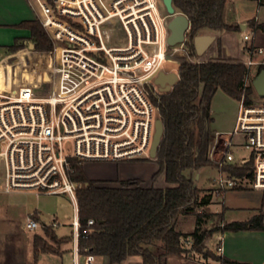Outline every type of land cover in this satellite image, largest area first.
Masks as SVG:
<instances>
[{
    "label": "built area",
    "instance_id": "2783aa9c",
    "mask_svg": "<svg viewBox=\"0 0 264 264\" xmlns=\"http://www.w3.org/2000/svg\"><path fill=\"white\" fill-rule=\"evenodd\" d=\"M27 1L49 46L35 47L26 40L0 57L6 76L11 66L0 88V196L67 195L76 212L71 221L73 264H92L91 253L78 258L79 237L90 232L94 221L88 219L81 228L70 159L149 158L159 117L153 96L161 92L154 79L161 70L169 72L165 63L179 60L177 56L188 62L208 59L190 56L186 40L168 43L173 15L160 9L161 0ZM250 38L243 34L242 48L249 55L254 51ZM260 63L246 62L243 86L249 85L250 67ZM221 138L222 148L208 151L217 164L213 197L225 199L232 212L246 208L242 202L264 205V103H246L241 94L232 129ZM66 140L73 141V153L64 152ZM235 147L246 152L239 159ZM240 189L249 192L232 194ZM58 224H41L33 214L24 219L28 232Z\"/></svg>",
    "mask_w": 264,
    "mask_h": 264
},
{
    "label": "trees",
    "instance_id": "16d2710c",
    "mask_svg": "<svg viewBox=\"0 0 264 264\" xmlns=\"http://www.w3.org/2000/svg\"><path fill=\"white\" fill-rule=\"evenodd\" d=\"M227 0H172L175 10L186 15L190 30L185 45L190 56L196 51L191 37L199 30L214 32L240 29L239 25L228 24L224 19ZM252 29L263 28L250 19L247 24ZM16 27L29 30L27 38H15L8 51L22 46L25 40L35 47L46 48L48 39L36 19L24 20ZM217 55L220 42L217 41ZM179 78L172 89L153 96L158 114L163 123V134L157 149L155 161L157 170L151 176V185H140L138 179L118 181V185H108L106 181L87 177L82 161L70 159L69 177L76 187L77 217L81 228L88 219H93L87 235L80 236L79 253L103 256L110 264L121 263L129 256L141 257L142 264H164L167 255H188L199 252L205 258L218 259L222 264L236 263L224 256L216 255L204 245L206 232L201 224L211 214L198 211L209 200L201 196L202 189L194 182L196 173L205 166L217 167L209 158V144L213 134L209 129L211 99L217 89L238 100L245 94L246 103L253 86H243L247 73L244 64L219 60L199 62L182 61L178 65ZM264 69V63L257 65L256 75ZM194 172L193 178L185 171ZM163 176L167 187H156L154 183ZM195 215V227L189 233L175 229L179 215ZM221 223V224H220ZM219 231L263 230L264 211L245 220H224L220 217ZM55 242L53 230L46 229ZM43 241L49 239L41 234ZM191 239L184 246L186 238ZM69 238H65L68 240Z\"/></svg>",
    "mask_w": 264,
    "mask_h": 264
},
{
    "label": "crops",
    "instance_id": "0c3cea01",
    "mask_svg": "<svg viewBox=\"0 0 264 264\" xmlns=\"http://www.w3.org/2000/svg\"><path fill=\"white\" fill-rule=\"evenodd\" d=\"M25 2L29 3L27 0H0V40L2 39L1 32L11 29L8 31V40L10 41L5 46L11 45L15 38H27L29 36L28 29L16 27V24L24 20H38L36 11L30 3L29 5L33 10L29 8V6L28 8L30 11L23 9L25 7ZM245 6H249L250 10L251 8H255V13L249 15L246 20H242L240 18V10ZM226 18H229V20ZM252 18L257 24L264 25V0H227L224 10L225 22L228 24L239 25L240 29L222 32L212 31L215 34L214 39L201 54L196 53V56L206 57L208 60H219L244 65L250 59L254 61H264V27L252 29L246 25ZM242 24L245 25V28L251 30V44L254 47V51L251 55L247 54L242 48V31L245 29L241 28ZM239 30L242 31L240 32ZM218 40L220 42L219 55H217L216 49ZM212 48H214V52ZM259 49H261L262 52H259ZM7 51L8 50H6V52ZM253 66L255 65H252L251 67ZM0 67L2 68L1 64ZM1 68L0 71L2 70V72H4ZM1 83L2 76H0V85ZM124 161L126 160L114 163L118 164ZM120 180L126 179H104V181H108V183H111L114 186L117 185L116 183ZM140 185H142V183ZM20 193L23 192H14L7 195L11 196ZM10 203L11 205H9V201L5 202L4 200L2 202L0 199V264H73L75 255L71 249L72 227L70 232L62 235H57L55 229L50 227L57 238L62 239L60 242L53 241L47 230H44L45 228L28 232L24 228V219L26 215H24L21 210L23 207L12 201ZM243 204L246 205V208H243L238 212L230 211V209H228L229 207L226 205V219L228 221L245 220L264 209V205L261 203L259 204L248 201L246 203L242 202V205ZM15 215L21 218L22 222L17 220ZM33 216L41 224H46L41 221L39 212H34ZM52 219V221L56 220L55 218ZM58 223L57 227L61 225L60 222ZM43 233L49 238L52 245L48 246L43 241L41 237V234ZM65 238L69 239L65 240ZM208 241H205V246L214 254L224 256L228 260L234 261L237 264H264L263 230L216 231L213 232L212 237L209 238ZM55 244H59V248H56ZM78 255V258L82 260L84 254L79 253ZM170 256L177 257V261L169 260ZM207 260L213 261L210 258H205L202 254L189 253L187 257H184L183 255H167L164 257L163 263L202 264V261L205 262ZM104 261H102L104 263L101 264H106V259ZM124 261H127L128 264H142L141 257L139 256H129Z\"/></svg>",
    "mask_w": 264,
    "mask_h": 264
},
{
    "label": "rangeland",
    "instance_id": "374dc122",
    "mask_svg": "<svg viewBox=\"0 0 264 264\" xmlns=\"http://www.w3.org/2000/svg\"><path fill=\"white\" fill-rule=\"evenodd\" d=\"M28 4V5H27ZM160 9L162 11L165 10L164 5L161 1L158 3ZM31 6L29 3L25 2V7L23 9L29 10ZM249 6H245L241 8L240 18L242 20H246L249 15L255 13V8L249 9ZM32 9V8H31ZM33 10V9H32ZM30 11V10H29ZM31 13V12H30ZM229 20V18H226ZM246 23V22H245ZM41 27V25H40ZM42 28V27H41ZM9 29L8 31H10ZM8 31L1 32L2 39L0 40V57L6 52V44L9 43L8 40ZM240 32L242 30H239ZM251 30L249 28H245L242 33L247 34L251 37ZM189 33V31L186 33ZM242 34V35H243ZM251 42V38L249 40ZM181 62L183 61L182 57H178ZM179 60H174L172 62L165 63V70L170 71H177L178 65L180 63ZM264 62V61H258ZM257 65L250 67L249 70V84L252 85V82L256 76V69ZM1 68V67H0ZM2 69V68H1ZM11 66H8V76L2 70L0 71V76H2V83L0 88L3 86V82L6 77H10ZM178 72V71H177ZM254 103H264V97H261L257 94V92L253 89L252 93L249 96ZM238 110V100L230 97L221 89H217L211 99V117L212 120L209 123V129L213 134V139L211 142L212 145L209 144L210 150L214 152H218L219 149L222 148V136L228 133L234 124L236 114ZM157 115L155 114V117ZM159 116V114H158ZM160 118V117H158ZM217 133H221L220 137H217ZM210 142V143H211ZM63 148L65 153H73V141L66 140L63 142ZM208 148V149H209ZM234 151L235 158L239 159L240 155L246 153L245 151L241 150L239 147L232 148ZM130 161H124L118 164H115L111 161H82L83 169L87 177L97 180H102L106 178H119V179H138L141 181L142 185L145 187H149L151 185V176L157 170V163L155 159L148 158V157H139L134 159H129ZM123 161V160H121ZM217 169L213 166H205L201 168L196 174H199L198 179L194 178V182L196 185L202 189L200 193L201 196H207L209 203L205 207H201L198 211H202L205 213L211 214L206 220L201 224V229L206 232L205 241L212 237L213 232L219 231L217 229L219 225L220 217L223 216L224 220H227L225 215L226 210V200L214 198L212 195V181L213 177L216 175ZM186 175H190L193 178L194 172H190L189 170L185 171ZM196 176V175H195ZM108 185H112L108 183ZM117 185L119 183H116ZM154 186L156 187H167L168 184L164 181L163 176L160 177L155 183ZM233 195L237 194V192L248 193L249 189H240V190H232ZM240 194V193H238ZM1 201L5 200L9 201V205H11V201L17 203L19 206H22L21 209L24 215H30L34 212H39V217L41 221L46 224H49L55 218L56 221L60 222L61 225L57 228H54L57 235H62L64 233H68L71 230L70 223L75 216V206L72 199H70L67 195H48V194H33L30 192H23L20 194H13L9 195H1ZM11 200V201H10ZM251 200V199H250ZM20 210V209H19ZM264 211V209L260 210L259 212ZM257 212V213H259ZM25 216V217H26ZM15 218L19 221L22 219L15 215ZM228 221V220H227ZM22 222V221H21ZM221 224V223H220ZM195 215L194 214H187V215H179L175 224V229L179 231H184V233L191 232L195 227ZM46 229H51L50 227H46ZM44 234V233H43ZM185 241H188L187 243ZM209 242V241H208ZM47 243L51 244V241L47 239ZM191 243V239L188 237L184 240L183 245L189 246ZM59 244H55L56 248H59ZM200 255L199 252H194ZM187 257V255H183ZM106 258L103 256H94V261L92 264H101L104 263ZM218 261V264H222V262L218 259H212ZM169 260L177 261V257L170 256ZM104 261V262H102ZM209 261V260H207ZM106 264H110L108 259H106ZM114 264H128L127 261H122L121 263H114ZM204 264V261H202Z\"/></svg>",
    "mask_w": 264,
    "mask_h": 264
},
{
    "label": "water",
    "instance_id": "95a60500",
    "mask_svg": "<svg viewBox=\"0 0 264 264\" xmlns=\"http://www.w3.org/2000/svg\"><path fill=\"white\" fill-rule=\"evenodd\" d=\"M164 5L167 13L169 15H173L172 18L168 21V29L170 31L167 41L170 45H174L176 43H182L186 40V33L190 28V21L188 17L182 13H176L175 8L172 4V0H161ZM241 28L244 29L245 25L242 24ZM215 34L207 29L199 30L194 38L193 43L195 47V51L197 54H201L212 42ZM30 47H33L31 43H29ZM213 52H214V48ZM179 78L177 71H160L156 78L154 79V83L158 85V89L161 92L170 91L173 85L177 82ZM252 86L257 94L261 97H264V69L260 70L258 74L255 76ZM155 130L151 142V147L149 150V158L155 159L158 146L161 141V137L163 134V123L160 118L155 120L154 124ZM198 178V174H196V179Z\"/></svg>",
    "mask_w": 264,
    "mask_h": 264
}]
</instances>
